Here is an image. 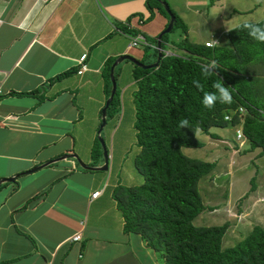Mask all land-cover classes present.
Returning a JSON list of instances; mask_svg holds the SVG:
<instances>
[{"label":"crops","instance_id":"1","mask_svg":"<svg viewBox=\"0 0 264 264\" xmlns=\"http://www.w3.org/2000/svg\"><path fill=\"white\" fill-rule=\"evenodd\" d=\"M151 6L0 0V178L15 177L0 183V264H160L138 233L122 229L112 190L128 183L111 168H83L66 157L24 172L64 153L102 163L90 147L105 99L104 65L121 54L155 58L152 48L128 45L136 31L155 36L166 25L167 16ZM113 73L120 101L136 86L133 63L119 61ZM76 231L80 237L71 239Z\"/></svg>","mask_w":264,"mask_h":264},{"label":"trees","instance_id":"2","mask_svg":"<svg viewBox=\"0 0 264 264\" xmlns=\"http://www.w3.org/2000/svg\"><path fill=\"white\" fill-rule=\"evenodd\" d=\"M146 4L150 10L151 5L157 6L167 16L159 1L146 0ZM170 10L174 14L173 25L179 22L183 36L174 42L165 32L160 45L162 50L174 45L175 52H162L155 66L144 68L133 64L136 83L132 91L133 127L137 148L132 164L142 175V181L118 183L112 190L123 220L122 229L138 233L160 264H264V226L253 224L234 244L222 247L227 220L217 224L192 222L201 210L213 208L203 202L198 182L216 162L183 151V147L202 145L197 130L217 138L218 134L210 128L227 125L239 128L241 138L246 139L247 147L242 152L254 147L259 148V153L264 151V90L261 88L264 42L254 40L247 30L238 27L245 21L225 29L215 37L218 43L212 47L204 41H191L186 24L171 7ZM150 15L151 12L147 17ZM251 22L264 27V17ZM127 28L121 27L125 31ZM142 35L149 43H156V35ZM152 49L156 56V47ZM113 59H107L104 65L105 98L109 93L108 71ZM213 60L219 65V77L202 72V65ZM68 72L69 69L59 75ZM194 80L203 88H196ZM217 82L229 88L233 102H217L213 109H207L201 103L203 94L215 91L213 85ZM118 104L115 88L106 115ZM184 118L189 121L188 128L180 127ZM97 140L94 138L90 147L93 157L101 155ZM253 179L254 175L250 176V189L254 188Z\"/></svg>","mask_w":264,"mask_h":264},{"label":"rangeland","instance_id":"3","mask_svg":"<svg viewBox=\"0 0 264 264\" xmlns=\"http://www.w3.org/2000/svg\"><path fill=\"white\" fill-rule=\"evenodd\" d=\"M165 1L186 23L187 37L191 41L208 38L212 33L217 35L242 21H257L264 17V0ZM193 4L200 5L196 6L198 11L193 10ZM181 36L183 33L177 21L167 31L166 37L176 42ZM147 41L149 42V39ZM138 46L141 45L138 44ZM145 47L149 50L148 46ZM168 48L171 52L176 50L171 44ZM145 58L143 57V60H146ZM124 60L130 62L127 59L120 61ZM261 88L264 90V85H261ZM117 89L121 90L118 83ZM132 91L129 93L126 90L123 99L120 96L119 104L105 116V123L99 132L107 150V166L111 168L115 176L121 181L124 178V182L128 184H131L128 182L130 179L133 181L132 184L142 181V175L134 169L132 164L137 148L133 127ZM262 99H264L263 96ZM234 128L228 125L211 127V131L219 133L217 138H211L197 130L196 136L202 141V145L183 147V151L190 156L216 162L214 168L203 175L198 182L203 202L213 208L201 210L192 222L197 225L217 224L227 220L229 225L221 239L222 247L234 244L253 224L264 226V151L259 153V148L254 147L242 152L241 149L247 147V142L244 138H235L240 139L236 142V147L231 138L234 136ZM95 138L97 139L96 135ZM99 146L101 155L98 159H102V148L100 144ZM252 175H254V188L250 189Z\"/></svg>","mask_w":264,"mask_h":264},{"label":"water","instance_id":"4","mask_svg":"<svg viewBox=\"0 0 264 264\" xmlns=\"http://www.w3.org/2000/svg\"><path fill=\"white\" fill-rule=\"evenodd\" d=\"M157 1H159L162 4V7L164 8L168 17H167L166 25L156 34V43H155L156 44V56H155V59L152 62H143V61H140V60L132 57L129 54H121V55L116 56L109 65V71H108V76H109V81H110L109 93L106 96V98L104 99L103 105L100 108V112H99L100 121H99V124H98L97 129H96V136H97V139H98V141L101 145V148H102V163L100 165H89V164L82 162L74 153H64V154H61L55 158H52V159L46 160L44 162H41L39 164H36L34 166H31L29 169L24 170V172L33 171V170L38 169V168L42 167L43 165H46V164H48V163H50L56 159H60V158H64V157H74L76 162L79 165H81L83 168L101 169V170H104L107 168V161H108L107 150L105 148L104 141H103L102 137L100 136L99 132H100L103 124L105 123L106 107H107L109 101L111 100L112 95L115 91V87H116L113 68H114L116 63H118L120 60H122L124 58L130 60L133 64L140 66V67H144V68L155 66L157 64L158 59L162 53V48L160 45L161 35L171 29V27L173 25V21H174V14L170 10L168 3L165 0H157ZM13 178H14V176L1 177L0 182L11 181V180H13Z\"/></svg>","mask_w":264,"mask_h":264},{"label":"clouds","instance_id":"5","mask_svg":"<svg viewBox=\"0 0 264 264\" xmlns=\"http://www.w3.org/2000/svg\"><path fill=\"white\" fill-rule=\"evenodd\" d=\"M238 27L247 30L248 35L252 37L254 40H257L259 42H264V27H261L260 24L251 21H245L243 24L238 25ZM216 43L218 42L213 39L208 46L212 47ZM202 72L206 76L210 74H215L219 77L220 74L219 65L214 60L210 61L209 63L202 65ZM220 80L222 81V79ZM193 84L198 89L203 88V85L197 80H194ZM213 88L215 89V91L205 92L203 94L201 103L205 108L213 109L216 106L217 102L221 104H231L233 102V96L229 91V88L225 86L222 82L215 83L213 85ZM188 124L189 121L187 120V118H184L180 121L181 128H188Z\"/></svg>","mask_w":264,"mask_h":264},{"label":"built area","instance_id":"6","mask_svg":"<svg viewBox=\"0 0 264 264\" xmlns=\"http://www.w3.org/2000/svg\"><path fill=\"white\" fill-rule=\"evenodd\" d=\"M128 35H129V34H128ZM128 37H129L128 45H136V44L140 43V44H142V45H147V46H149L150 48H154V47H156L154 42H153V43H149V42L143 37V35H142L140 32H136V33H134L133 35H129ZM213 39L217 41V39H216L215 37H212L211 39L205 40V41H204V44H208V45H209V43H210ZM163 52H165V53H169V52H171V51L169 50V48H165V49H163ZM80 65H81L82 68L85 66L84 64H80ZM0 94H1V92H0ZM239 109H241V107H239ZM234 135H235V138H241V137H242V133H241V131H240L239 128H235V134H234ZM98 192H99V190H94V191L91 193V195L94 196V195H96ZM70 237H71V239L76 240V239H78V238L80 237V234H79L78 231H76V232H74L73 234H71Z\"/></svg>","mask_w":264,"mask_h":264},{"label":"bare ground","instance_id":"7","mask_svg":"<svg viewBox=\"0 0 264 264\" xmlns=\"http://www.w3.org/2000/svg\"><path fill=\"white\" fill-rule=\"evenodd\" d=\"M64 158H66V157H64ZM73 158H74V157H73ZM74 159H75V158H74ZM107 162H108V161H107ZM95 170H97V169H95ZM14 179H15V177L13 178V180H14ZM11 181H12V180H11ZM2 182H3V181H2ZM0 183H1V182H0ZM98 193H99V192H98ZM98 193H97V194H98ZM97 194H96V195H97ZM96 195H94V196H96ZM94 196H92V197H94Z\"/></svg>","mask_w":264,"mask_h":264}]
</instances>
